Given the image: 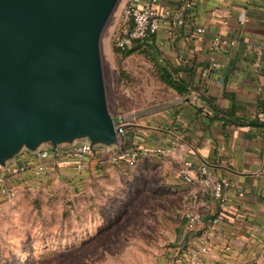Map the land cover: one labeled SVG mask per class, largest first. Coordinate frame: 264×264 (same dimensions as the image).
Returning a JSON list of instances; mask_svg holds the SVG:
<instances>
[{
	"label": "crops",
	"instance_id": "1",
	"mask_svg": "<svg viewBox=\"0 0 264 264\" xmlns=\"http://www.w3.org/2000/svg\"><path fill=\"white\" fill-rule=\"evenodd\" d=\"M186 1L190 2L189 7L185 6ZM157 7L172 13L153 35L161 61L180 69L178 75L184 78H189L191 72L202 78L200 85L204 86L205 95L215 97L221 108L234 107L238 115L258 117L264 122V0H159ZM176 17L182 18L183 24H177ZM199 27L202 32H197ZM215 68L225 78L224 84L213 77L214 70L210 69ZM157 79L162 95L147 106L148 112L138 114L144 120L137 127L128 128L127 138L133 146L149 150L175 141L171 158L151 156L129 169V173L126 166L102 168V173L95 159L77 171L74 160L62 154L48 153L46 158L29 154L20 155L7 168L8 173L13 172L17 179L38 175L33 166L44 163L49 171L54 168L75 175L74 181L95 176L107 191L114 192L125 190L143 175L142 170L154 168L152 182L157 193L163 189L164 194L169 193L176 200L168 211L173 217L169 220L172 230L165 243L170 247L161 256L160 264H187V251L202 245L206 247L202 257L209 264H264V124L224 125L198 109V92L179 95L158 76ZM224 91L231 93L233 99L224 97ZM185 161L205 163L214 181L228 180L231 201L221 224H210L217 202L210 187L197 181L200 175L195 167L186 172L192 181L185 180ZM22 165L27 167L18 170ZM237 187L243 196L234 191ZM194 191L199 193L195 210L203 222L196 229L187 230L184 213L192 204ZM159 211L162 220L164 210Z\"/></svg>",
	"mask_w": 264,
	"mask_h": 264
},
{
	"label": "rangeland",
	"instance_id": "2",
	"mask_svg": "<svg viewBox=\"0 0 264 264\" xmlns=\"http://www.w3.org/2000/svg\"><path fill=\"white\" fill-rule=\"evenodd\" d=\"M128 1H117L99 40L107 110L125 124L114 151L128 141V128L144 120L138 114L162 95L149 57L121 58L113 51ZM153 169L114 192L95 176L74 181L75 175L54 168L20 179L8 173L9 195H0V264H160L170 247L168 211L176 200L163 189L157 193Z\"/></svg>",
	"mask_w": 264,
	"mask_h": 264
},
{
	"label": "water",
	"instance_id": "3",
	"mask_svg": "<svg viewBox=\"0 0 264 264\" xmlns=\"http://www.w3.org/2000/svg\"><path fill=\"white\" fill-rule=\"evenodd\" d=\"M118 0H0V168L23 151L118 146L99 40ZM213 77L221 84L219 69ZM198 109L215 111L197 94Z\"/></svg>",
	"mask_w": 264,
	"mask_h": 264
},
{
	"label": "built area",
	"instance_id": "4",
	"mask_svg": "<svg viewBox=\"0 0 264 264\" xmlns=\"http://www.w3.org/2000/svg\"><path fill=\"white\" fill-rule=\"evenodd\" d=\"M159 0H129L124 8L122 15V27L113 36V45L120 49H128L136 39H143L150 34L156 33L163 20L168 19L172 13L168 9H160L157 7ZM185 6L189 7L190 2L186 1ZM177 24H183V19L176 17ZM202 28H197V32H202ZM124 123H120L116 127L117 135L124 134ZM176 142L172 141L168 146L149 150L145 147L135 146L132 148L121 149L116 151L105 148L92 149L87 143H80L72 147L61 148L57 154H53L47 149L41 150L39 153L41 157L46 158L48 153L53 155L62 154L67 158H73L75 168L77 171H82L85 164L90 159H95L99 167L114 166L120 162H124L131 168H136L139 163L145 158L151 156H162L171 158L175 153ZM185 180L192 181L191 176L186 175L187 170L192 167L197 169L200 177L197 181L205 187H210V194L217 202V210L210 220L211 225H217L224 222L225 211L231 201L230 184L226 178H221L217 181L211 179V173L205 163L199 162L195 164L192 161H185ZM26 165H22L18 170H24ZM34 167L36 174L44 176L47 173V167L44 163L37 164ZM7 169L0 168V195L8 196L9 190L7 183ZM17 174V173H15ZM236 189V190H235ZM234 191L238 196H243V191L237 187ZM199 201V193L197 191L191 194V206L184 213L185 227L187 230H194L200 225L203 220L201 215L195 210L196 203ZM206 252L205 245L198 247V249H190L186 253L187 264H209L208 261L202 257Z\"/></svg>",
	"mask_w": 264,
	"mask_h": 264
},
{
	"label": "trees",
	"instance_id": "5",
	"mask_svg": "<svg viewBox=\"0 0 264 264\" xmlns=\"http://www.w3.org/2000/svg\"><path fill=\"white\" fill-rule=\"evenodd\" d=\"M154 34L155 33L150 34L143 39L134 40L132 43V46L128 49H120L113 45V51L114 53L118 54L121 58H126L133 53L146 54L149 57L150 61L152 62L153 68L158 78L165 84L166 87L173 89L179 95L186 94L189 91L198 92L201 95V97L209 104V106H211L213 110L215 111V116L212 119L221 120L223 121L224 125H236V126L256 125V126H259L261 125V123L264 124V122L260 121L258 117L238 115L234 107L221 108L220 106H218L215 103L216 101L215 97L205 95V89H203L204 86L200 85L202 82V78L195 77L194 72H191V74L189 75V78H184L178 75L180 69L169 66L165 62V60L161 61L160 53H158L152 41ZM150 40H151V44L149 43ZM181 70L184 71V69L182 68ZM224 83H225V78H224L223 84ZM222 95L230 99H233L234 97L231 93H227L226 91H224ZM123 144L124 145L120 147L121 149L135 147L128 141H126ZM69 159L73 160V158H69ZM120 166H126L127 167L126 171L128 173L130 171L129 169H132L131 167L124 164V162H120L111 167L119 168ZM107 167L108 166H105L104 168H107Z\"/></svg>",
	"mask_w": 264,
	"mask_h": 264
}]
</instances>
